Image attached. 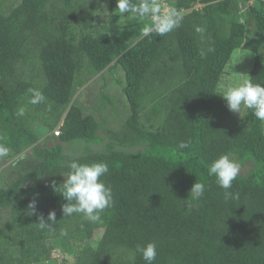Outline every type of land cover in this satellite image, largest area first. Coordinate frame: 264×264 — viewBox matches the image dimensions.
I'll return each mask as SVG.
<instances>
[{
    "label": "trees",
    "instance_id": "1",
    "mask_svg": "<svg viewBox=\"0 0 264 264\" xmlns=\"http://www.w3.org/2000/svg\"><path fill=\"white\" fill-rule=\"evenodd\" d=\"M97 1L119 12L116 0H0V136L9 156L32 148V159L14 162L13 179L0 188V264H40L53 252L67 254L59 264H145L136 249L150 241L157 244L153 264H264V123L251 110L235 115L216 94L239 49L254 55L249 76L264 84L262 1L232 7L233 0H168L184 10L181 26L129 43L101 31ZM197 25L205 33H196ZM118 68L128 115L113 128L84 114L73 98L85 79ZM29 88L41 90L45 102L27 104ZM106 102L113 104L101 96L98 108ZM20 106L27 107L24 117L15 115ZM57 127V138L44 136ZM79 142L83 153L62 162L61 145ZM180 142L189 147L179 149ZM103 143L104 151L89 148ZM226 152L248 168L227 200L207 173ZM74 158L108 163L103 179L113 204L101 222L63 216L66 201L53 185L63 182ZM195 182L205 185L198 200L190 194ZM34 199L46 221L55 211L51 229L34 224L37 214L28 211ZM97 231L96 246L86 254Z\"/></svg>",
    "mask_w": 264,
    "mask_h": 264
},
{
    "label": "clouds",
    "instance_id": "2",
    "mask_svg": "<svg viewBox=\"0 0 264 264\" xmlns=\"http://www.w3.org/2000/svg\"><path fill=\"white\" fill-rule=\"evenodd\" d=\"M116 9L120 14L126 15L129 20L144 19L148 21L141 28L143 36H150L153 33L159 37L166 36L181 26L185 15L183 9L172 6L168 0H116ZM205 31L206 28L202 25L195 27V32L198 34H203ZM208 51L212 52L214 48L209 47ZM28 92L30 95L27 98V104L38 105L45 102L46 97L38 88H29ZM216 94L226 101L229 111L241 116L244 110H251L252 115L264 123V84L253 82V78L248 74L221 87ZM26 112L27 107L20 106L15 115L24 117ZM54 131L59 132V128L57 127ZM58 136H54V138ZM188 147L187 142H180L178 145L181 150ZM10 151L11 149L4 142V138L0 136V159L9 157ZM66 167L68 171L62 174L63 182L58 186L53 185L54 190L66 201L61 205L63 216L71 217L76 214L90 223L101 222L102 213L113 204L112 188L110 185H106L103 179L109 173L108 163L102 160L81 162L74 158L67 162ZM240 171V163L227 152L214 158L207 169L208 175L214 177L219 187L225 190L226 200L233 196L229 189L232 188L233 181L240 175ZM204 193L205 185L202 182H195L190 190L192 198L196 200L201 198ZM28 211L29 215L37 214L35 199L29 203ZM37 219L38 222L34 224L40 230H48L56 221V213L50 211L47 221L42 213L37 214ZM61 235H67V232H61ZM136 250L141 254L145 264H153L157 258L155 241H150L143 246L137 245Z\"/></svg>",
    "mask_w": 264,
    "mask_h": 264
},
{
    "label": "rangeland",
    "instance_id": "3",
    "mask_svg": "<svg viewBox=\"0 0 264 264\" xmlns=\"http://www.w3.org/2000/svg\"><path fill=\"white\" fill-rule=\"evenodd\" d=\"M12 1V0H8ZM258 0H248V4L252 5L255 4ZM242 3V0H233L232 1V7L238 6V4ZM262 4L264 5V0H262ZM245 5V4H244ZM260 5V4H256ZM246 6V5H245ZM202 5L197 4L196 8H200ZM95 21L98 24V27L101 28L102 32H108L112 33V41L114 42H135L139 38L143 37L141 33L142 26L146 25L147 21H142V19L137 20H129L123 21L120 17L121 14L117 11H114L113 13L108 12L106 9V5L104 3H100L97 1L95 5ZM240 14H237V17H239ZM123 21L120 28H114L113 21L114 20ZM129 25L131 28L123 27V25ZM254 63V55L246 50L239 49L235 51L232 56L229 64L225 68V74L222 76V81L220 82V87L226 86L229 83L235 82L238 79H240L242 76L248 74L249 70L253 66ZM103 78L99 79L96 78L94 80H86L85 79V85L80 87L78 91L75 93L73 98V103L82 108L84 111V114H93L95 119L102 125H107L108 127L117 128L122 123L124 118L128 115L126 101L121 93V87L123 83V73L118 68L115 70H111V73L105 71L102 74ZM106 96L110 97L113 100L112 103H107L106 107L103 109L98 108V104L100 103V97ZM96 106L98 110L96 112H93L91 109V106ZM235 115H238L237 113H234ZM36 126V124H34ZM53 130H47L46 133H44V136L47 137L50 135V138H54L53 136ZM43 139L39 140V143L42 142ZM106 143V142H105ZM105 143L94 146L89 145V148L92 149V151H104V145ZM61 155L60 159L62 162H66L69 158L80 156L83 153V149L85 148V145L83 142L70 144V145H61ZM142 147L139 148L138 151H141ZM11 154V153H10ZM32 148H24L22 152L17 156H9V158L0 159V188L5 187L6 184L11 182L13 179V173L15 171L13 167L14 162L19 161L20 159H27L31 160L32 158ZM248 168H241L240 175H243L244 172ZM4 216H2V222L6 220L7 212H3ZM101 231H97L91 242L88 244L85 253L91 255L96 243L100 237ZM46 258H43L40 262V264H50L48 263L49 260L56 259V264H59L62 260V258H67V254L62 253L61 255L59 252H53L52 254ZM65 256V257H64Z\"/></svg>",
    "mask_w": 264,
    "mask_h": 264
},
{
    "label": "built area",
    "instance_id": "4",
    "mask_svg": "<svg viewBox=\"0 0 264 264\" xmlns=\"http://www.w3.org/2000/svg\"><path fill=\"white\" fill-rule=\"evenodd\" d=\"M54 136H58L59 135V132L58 131H54Z\"/></svg>",
    "mask_w": 264,
    "mask_h": 264
},
{
    "label": "water",
    "instance_id": "5",
    "mask_svg": "<svg viewBox=\"0 0 264 264\" xmlns=\"http://www.w3.org/2000/svg\"><path fill=\"white\" fill-rule=\"evenodd\" d=\"M246 6L245 5H242V9H244Z\"/></svg>",
    "mask_w": 264,
    "mask_h": 264
}]
</instances>
